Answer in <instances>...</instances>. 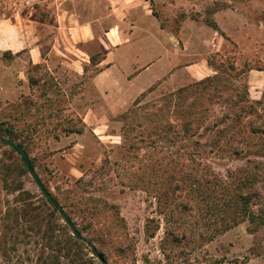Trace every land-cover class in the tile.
<instances>
[{
  "label": "rangeland",
  "instance_id": "1",
  "mask_svg": "<svg viewBox=\"0 0 264 264\" xmlns=\"http://www.w3.org/2000/svg\"><path fill=\"white\" fill-rule=\"evenodd\" d=\"M19 8H23V0H0V18L12 16ZM152 9L163 29L169 30L171 34L180 31L178 37L170 36L169 67L166 73L161 72L165 67L155 64L147 74L153 76L147 77L143 73L137 81L132 80L133 75L128 83L120 81L127 93L122 100L113 104L114 100L104 98L93 83L100 71L96 65L103 54L96 43L82 47L90 57L80 74L69 66V59L51 56L49 61L41 64L43 76L39 87L34 88L28 82L29 69L34 64L27 60L26 55L21 53L12 57L0 54V116L13 121L12 106L21 104L24 107L25 101L33 102L32 106L24 107L25 110L21 108L19 133L23 138H38L26 148L35 161V172L40 181L52 194L59 196L60 187L65 189L84 174H89L90 170L105 165L104 174L98 176L104 179L103 183L80 189L83 190L82 202L101 206L102 211L107 213L108 206L105 203L116 207L115 212H118L120 221L115 222L113 227H117L118 234L126 235L134 244L127 258L124 255L114 257L110 264H200L222 258L225 261L223 264H264V227L250 234L247 223L237 225L199 248L194 242L195 237L191 236L188 245L185 242L179 246L167 242L162 245L167 229L181 227L188 234L194 233L198 213L193 209L180 218L177 214L174 221L167 222L159 212V200L155 195L159 187L173 185L182 177L184 169L179 158L183 153L195 158L198 153L209 151L207 144L211 139L210 134L204 136L199 145H192L189 152L179 140L174 146L141 144L140 152L129 153L122 144L123 122L118 118L141 95H145L146 103L159 102L164 94L214 76L216 67L221 64L226 69L231 62L236 71L244 73L238 76L234 72L223 74L222 81L227 82L229 88L237 89L241 99L237 97L236 102L254 108L243 126L246 127L249 121L264 123V71L257 70H264V0H152ZM91 58L95 59L96 64L91 63ZM126 60L135 63V58L130 56ZM136 61L140 64L143 59L138 58ZM131 68L130 65L124 66L125 71ZM161 74L162 77L149 88L131 98L139 86ZM255 86L259 88H253ZM245 87L248 88L247 94ZM220 103L211 108L215 115L211 113L210 116H220L228 111V102ZM73 115L82 118L86 126L84 132L69 136L60 134L61 138L54 140L52 137L59 133V128L54 129L53 125ZM206 125L211 126L212 123L207 122ZM2 138H6V135L0 132V237L4 231L5 212L14 204L17 195L3 189L2 179L7 172V165L13 168L19 157L9 153L10 148ZM260 142L264 143V135ZM171 157L177 159L173 166L167 164ZM211 158L212 169L222 175L228 169L243 165V162L230 157L227 152ZM188 165L196 166L193 162H188ZM23 181L24 190L33 195V205H40L37 196L40 192L36 184L29 175ZM183 195L178 194L176 201H184ZM112 211H109L111 215L115 213ZM11 218L12 215L8 216L5 223H9ZM74 221L77 229L89 241L85 223L79 219ZM57 223L61 227L66 225L62 219H57ZM156 226L155 236L149 238L147 233ZM53 235L58 236L56 240L61 243L68 237L64 230ZM49 236L42 239L41 234L19 229L6 244L8 256L0 252V264H42L38 255L42 247L48 246ZM52 244L57 246L54 242ZM84 251L94 257L89 248ZM93 263L101 264L96 258ZM59 264L70 263L62 259Z\"/></svg>",
  "mask_w": 264,
  "mask_h": 264
},
{
  "label": "trees",
  "instance_id": "2",
  "mask_svg": "<svg viewBox=\"0 0 264 264\" xmlns=\"http://www.w3.org/2000/svg\"><path fill=\"white\" fill-rule=\"evenodd\" d=\"M212 26L215 27L214 24ZM6 55L13 57L10 53L3 54V56ZM91 63L96 64L94 58H91ZM209 64L212 65V62L209 61ZM42 69L41 64L33 65L29 69L28 82L31 88L39 87L43 76ZM216 70L214 76L164 94L159 102L146 103L145 95H141L133 102L129 110L118 117L123 122L122 144L129 153L140 152L141 144L174 146L179 143V140L183 143L182 147L189 152L188 149L192 145H199L203 137L210 134L211 139L207 144L209 151L198 153L195 158L189 153H183V156L179 158L184 169L182 177H179L173 185H162L158 189V194L155 195V198L159 200V212L167 222L174 221L177 214L180 218L186 212H192L193 209L198 213L194 233L188 234L181 227L167 229L162 245L166 242L174 246L184 242L188 245V239L191 236V238L195 237L194 242L199 248L242 223H247V231L250 234L264 227V143L260 142L264 135V123L249 121L246 127L243 126L246 124L244 120L253 113L254 108L236 102L237 97L241 99L237 89L229 88L227 82L222 81L223 74L234 72L235 76H238L244 71H236L231 62L226 69L220 64ZM245 90L247 94L248 88ZM222 101L228 102V111L221 113L220 116L218 114L215 117L210 116L211 113L215 115L211 108L222 104L220 103ZM25 102L24 107L33 105L32 101ZM24 107L21 104L12 106L13 121L0 116V132L7 130L12 140L24 148L31 167L35 170V161L30 157L26 146L30 142L35 143L38 138H23L19 133L18 117L21 108L25 110ZM207 122H211L212 125H206ZM85 127L82 118L73 115L53 125L52 128H59V133H55L52 138L59 140L60 134L80 135ZM224 152L243 162V165L228 169L222 175L212 169L211 157ZM9 153L17 157L12 149ZM175 162L177 159L171 157L167 164L173 166ZM188 162H193L196 166L191 167ZM14 164L13 168L7 165V172L2 179L3 189L6 192L17 193L14 204L7 208L3 217L4 231L0 237V252L3 256L7 257L9 254L7 242L13 239L17 231L21 229L24 232L41 234L42 239L50 235L48 246L42 247V252L38 255L42 264H59L62 259L68 260L70 264H94L95 257L89 256L84 251L89 248L91 252V248L72 236L67 225L61 227L57 223V219H62L59 210H63L76 227L75 219L85 223L90 236L89 241L99 257L107 264H110V260L117 256L124 255L127 258L133 251L132 240L126 235H119L117 227H113L115 222L120 221L118 212H115V206L105 203L108 206L107 213L102 211L101 206L82 202L83 190L80 188L88 189L94 184L103 183L104 179L98 176L103 173L105 165L90 170L89 174H84L65 189L60 187L59 196L52 194L41 181L45 190L57 203L58 209H55L46 202L41 193L37 195L40 205H33L31 202L33 195L24 190L23 179L28 177V172L20 157L16 158ZM87 176L90 177L87 178ZM180 193L185 195L181 203L176 201ZM111 210L115 212L112 215L109 213ZM10 215H12L10 222L5 223ZM157 229L156 226L151 232L147 231V236L153 238ZM59 230H64V233L68 235L62 243L56 240L58 236L53 235ZM52 242L57 246H53ZM224 262L222 258L211 259L207 263L200 264H223Z\"/></svg>",
  "mask_w": 264,
  "mask_h": 264
},
{
  "label": "crops",
  "instance_id": "3",
  "mask_svg": "<svg viewBox=\"0 0 264 264\" xmlns=\"http://www.w3.org/2000/svg\"><path fill=\"white\" fill-rule=\"evenodd\" d=\"M179 35L180 31L171 34L161 27L152 0H23V8L0 18V54L22 53L34 65L46 63L53 55L60 56L69 59V66L80 74L90 57L82 47L96 43L103 54L93 83L104 98L115 104L127 93L120 81L130 82L131 75L137 81L143 73L153 76L147 74L155 64L165 67L161 72L166 73L170 36ZM129 56L135 58V63L138 58L143 61L134 65L126 60ZM127 65L133 68L125 71ZM162 74L139 86L131 98Z\"/></svg>",
  "mask_w": 264,
  "mask_h": 264
},
{
  "label": "water",
  "instance_id": "4",
  "mask_svg": "<svg viewBox=\"0 0 264 264\" xmlns=\"http://www.w3.org/2000/svg\"><path fill=\"white\" fill-rule=\"evenodd\" d=\"M2 132H3V134L6 135V138H2V141L20 157L25 169L28 172V175L35 182L39 192L45 198L46 202L49 205H51L53 208L58 209L57 203L55 202L53 197L45 190V188H44L42 182L40 181L37 173L31 167L28 155L25 152L24 148L21 145H19L18 143L14 142L12 140V138L8 135V131L7 130H2ZM59 214L61 215L64 223L69 227L72 236H74L79 241L84 242L88 247H90L92 256H94L96 259H98L101 264H107L103 259H101L99 257V255L96 252V250L94 249L92 243L85 239V237L80 233V231L77 229V227L69 219L67 214L63 210H59Z\"/></svg>",
  "mask_w": 264,
  "mask_h": 264
}]
</instances>
